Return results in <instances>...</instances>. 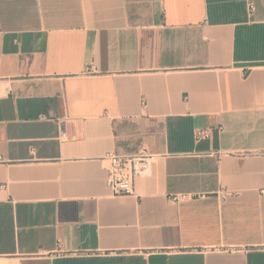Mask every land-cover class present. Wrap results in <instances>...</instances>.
Listing matches in <instances>:
<instances>
[{
  "label": "crops",
  "instance_id": "crops-1",
  "mask_svg": "<svg viewBox=\"0 0 264 264\" xmlns=\"http://www.w3.org/2000/svg\"><path fill=\"white\" fill-rule=\"evenodd\" d=\"M1 186L0 264H264V0H0Z\"/></svg>",
  "mask_w": 264,
  "mask_h": 264
},
{
  "label": "built area",
  "instance_id": "built-area-1",
  "mask_svg": "<svg viewBox=\"0 0 264 264\" xmlns=\"http://www.w3.org/2000/svg\"><path fill=\"white\" fill-rule=\"evenodd\" d=\"M248 8L249 12L254 10L251 3H249ZM210 136L211 133L203 129H195L193 132V140L196 144L209 139ZM157 158V155L150 153L145 145H141L137 153L133 155H119L109 152L101 157L100 161L106 164L105 183L111 195L114 197L133 195L135 180L138 177L148 175ZM0 188L2 189L3 186ZM225 197L226 195L221 196V198ZM191 198H193L191 195H173L169 200L171 203L177 204L182 200Z\"/></svg>",
  "mask_w": 264,
  "mask_h": 264
}]
</instances>
